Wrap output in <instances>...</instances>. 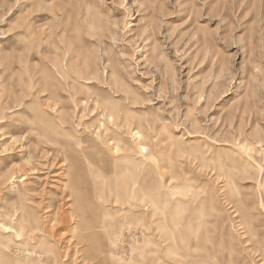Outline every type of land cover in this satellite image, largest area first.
Masks as SVG:
<instances>
[{"label": "rangeland", "instance_id": "374dc122", "mask_svg": "<svg viewBox=\"0 0 264 264\" xmlns=\"http://www.w3.org/2000/svg\"><path fill=\"white\" fill-rule=\"evenodd\" d=\"M71 66L91 73L74 98ZM90 96L112 121L77 108ZM0 99V225L41 228H0V264H25L16 247L31 264H264V0H0ZM55 131L82 215L64 155L44 166Z\"/></svg>", "mask_w": 264, "mask_h": 264}, {"label": "bare ground", "instance_id": "6f19581e", "mask_svg": "<svg viewBox=\"0 0 264 264\" xmlns=\"http://www.w3.org/2000/svg\"><path fill=\"white\" fill-rule=\"evenodd\" d=\"M70 72L73 73V75H74L73 77H69V75H70L69 73ZM70 72H68V73H63L62 72L61 73L62 79L59 80V86H60L59 88L62 90V92H64V93L67 92L69 98H74V96L77 95L80 92L75 87L74 83L77 82L79 79L90 80L91 73H90L89 70L88 71L87 70H85V71L76 70L74 68V66H71L70 67ZM93 75H97V74L94 72ZM88 82L89 83H87V84L97 85V88H102V89H106L105 86L109 85L108 81H106V82L103 81L100 84H95L94 82H90V81H88ZM68 87L69 88H72V91H71V89L68 90ZM74 90H77L78 92L77 91H74ZM60 98H61V96L57 94L55 96L54 100L52 101L53 103H50L51 102V97L48 98V102L49 103L47 105V109L53 110V112H56V113L58 111H60L63 108L62 106H60V103H59ZM80 101H81V106L77 105V108H81L84 112H86L88 110L90 112H95L96 110L97 111L102 110L103 112H106V114H108L109 119L112 121L113 115L115 113V111L113 110L115 108L114 105L108 104V103H106L104 101H98L97 99H93L91 96L90 97H87V98L80 99ZM0 104H1V107H2V110L3 111L6 110V109H9L10 110L11 108H13L12 105H11V103H10V100H8L6 102V104L4 105V101H2L0 99ZM53 119H54L53 122L56 123L57 116H53ZM60 135H61V133H59L58 131H55L54 133H50L49 134L50 144L52 145V155H51L52 161H51V163H48V164L46 163V165H44V166H48L49 169H55L54 166H57L56 161H57V159L59 157V154L61 153V154L64 155V157L66 159V162H67V167H68V171H67V176L69 177L68 186H69V188L72 190V192L74 194V197H75L74 204H76V203L79 204V213H80V211L82 209L81 208V205H86L88 203V201H89L88 198L85 199L86 197H89V194L86 192L82 196V193H81L82 188H81V186L83 187V185H82L83 178H82V175L79 174L81 172V167L79 165V161H78V159L75 158L76 157L75 154L70 149V145H71L70 143H65L63 145L61 144ZM130 135L135 140H140L142 138V134L139 133V132H136V131L135 132L132 131V133ZM37 136H39V137H41V136H47V134H46L45 131H43L40 134H38ZM118 147H119V145H116L115 146V148H114L115 149V152L116 151H119ZM139 150H140L141 153H143V152L145 153L146 152V148L144 146H141L139 148ZM132 152H133V149L131 147L128 150V153L127 154L125 153L126 158H129L130 157V154ZM49 155H50V152H47V153L46 152H43V153H41V157L42 158H47ZM7 158H9V155L4 156L3 159H7ZM30 162L33 163L31 160H30ZM28 164H30V163H28ZM86 165H87V163H86ZM245 168H244V170H245ZM34 170H36V167L32 164V166L30 167V169H23L22 171L23 172H26V171H34ZM245 172L247 173V171H245ZM23 176H25V175H23ZM12 179H15V177L12 178ZM138 183H137V185H138ZM80 188H81V191L79 190ZM232 189H234V188H232ZM78 190L80 191L79 193H78ZM133 193H134V190H133V192H131V195H133ZM81 215H82V211H81ZM18 225H19V229H16L13 226L6 225V224H2L1 223L0 228L2 229V231L5 234H9L10 232H12V230L14 228L15 229V234L18 237H22L24 235V232H26L25 234L31 235V234H34V231L35 232L36 231H41V228L40 227H34V226H30L29 227L27 224H25L24 220H20L18 222ZM119 239H120L119 237H116L112 241L109 242L108 251H107V255L108 256L113 255L116 258V254H118V253H116L117 251L115 250V248L117 246V243H118ZM147 241H146V243H147ZM172 242H173V247H175L177 245V243H176V240H175L174 237H173ZM29 252H31V250L24 249L22 247H16V248H14L12 250V252H8V254L17 263L18 262L25 261L23 263H25V264H31V263L39 262L40 260H42V256H41L42 254L41 253L33 252L31 255H29ZM102 252H104V250ZM172 253L174 255H178L177 252H176V250H175V248L173 249ZM20 258H22V260H20Z\"/></svg>", "mask_w": 264, "mask_h": 264}]
</instances>
